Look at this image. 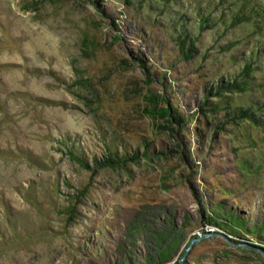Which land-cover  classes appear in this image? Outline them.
I'll list each match as a JSON object with an SVG mask.
<instances>
[{"label": "rangeland", "instance_id": "1", "mask_svg": "<svg viewBox=\"0 0 264 264\" xmlns=\"http://www.w3.org/2000/svg\"><path fill=\"white\" fill-rule=\"evenodd\" d=\"M258 226L264 0H0V264H264Z\"/></svg>", "mask_w": 264, "mask_h": 264}, {"label": "water", "instance_id": "2", "mask_svg": "<svg viewBox=\"0 0 264 264\" xmlns=\"http://www.w3.org/2000/svg\"><path fill=\"white\" fill-rule=\"evenodd\" d=\"M211 235H212V234H209V235L207 234V235H205V236H200V237H198L197 239H194V240L191 242V244H190L189 248L187 249L186 253L184 254V257H183V259H182V261H181V264L184 263V260L187 258L189 252L193 249V247H194V245H195L196 243H198L199 241H201V240H203L204 238L209 237V236H211Z\"/></svg>", "mask_w": 264, "mask_h": 264}, {"label": "trees", "instance_id": "3", "mask_svg": "<svg viewBox=\"0 0 264 264\" xmlns=\"http://www.w3.org/2000/svg\"><path fill=\"white\" fill-rule=\"evenodd\" d=\"M168 111H169V110H168ZM235 222H236V221L231 222V220L228 219V223H231V224H232V223H235ZM218 225H220V224H218ZM225 225H226V224H225ZM225 225H223V226L225 227ZM232 225H234V224H232ZM223 226H221L222 229H223ZM262 226H263V225H262ZM262 226H261V227H262ZM261 227H259V226L257 227L258 229L256 230V233H258V232H260V231L262 232V230H263L264 228L262 229ZM235 228H237V226H236V227H233V229H235ZM223 230H224V229H223ZM258 234H259V233H258ZM166 261H167V260H166ZM166 261L163 260V263H165Z\"/></svg>", "mask_w": 264, "mask_h": 264}]
</instances>
